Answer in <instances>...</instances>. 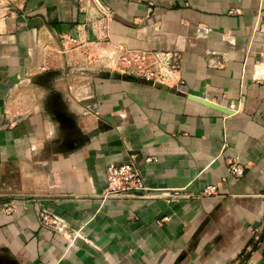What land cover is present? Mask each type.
Listing matches in <instances>:
<instances>
[{
    "label": "crops",
    "instance_id": "crops-1",
    "mask_svg": "<svg viewBox=\"0 0 264 264\" xmlns=\"http://www.w3.org/2000/svg\"><path fill=\"white\" fill-rule=\"evenodd\" d=\"M103 1L106 45L175 49L184 84L88 64L80 0L0 8V264H264V0ZM130 154L146 196L102 199Z\"/></svg>",
    "mask_w": 264,
    "mask_h": 264
},
{
    "label": "built area",
    "instance_id": "built-area-1",
    "mask_svg": "<svg viewBox=\"0 0 264 264\" xmlns=\"http://www.w3.org/2000/svg\"><path fill=\"white\" fill-rule=\"evenodd\" d=\"M80 3V11L86 15L88 21L95 28L96 39L85 41L91 52L86 55L88 64L97 65L101 71L139 78L154 85L180 90L184 80L181 76L179 51L175 49H138L120 45L112 46V54L106 53L100 46L108 42L109 22L113 18L112 9L103 0H80ZM209 31L210 29L207 27L202 29L204 34H208ZM61 39L63 45L69 43L74 46L80 40L78 37H65V35H62ZM77 59L75 56L74 61ZM49 67V62H45L40 66V69L46 71ZM135 157L134 154H130L126 161L107 165L105 170L106 186L101 194L102 199L146 196L143 192L148 188L144 184L143 173ZM243 172L241 163L229 159L226 169L227 177L239 178ZM215 190L216 186L209 185L204 188L203 193L210 194ZM140 193L141 195H138ZM159 195L172 196L168 191H162ZM173 195H178L177 191L173 192ZM41 222L53 225L60 231L63 228V225L52 219L47 211L41 213Z\"/></svg>",
    "mask_w": 264,
    "mask_h": 264
},
{
    "label": "rangeland",
    "instance_id": "rangeland-1",
    "mask_svg": "<svg viewBox=\"0 0 264 264\" xmlns=\"http://www.w3.org/2000/svg\"><path fill=\"white\" fill-rule=\"evenodd\" d=\"M15 1L16 0H0V8L11 6ZM24 88L25 87H20L17 91L20 93H25Z\"/></svg>",
    "mask_w": 264,
    "mask_h": 264
},
{
    "label": "bare ground",
    "instance_id": "bare-ground-1",
    "mask_svg": "<svg viewBox=\"0 0 264 264\" xmlns=\"http://www.w3.org/2000/svg\"><path fill=\"white\" fill-rule=\"evenodd\" d=\"M100 47H101V49L104 50V52H106V53H110V54L113 53V48H112V46H107V45L105 44V45H101Z\"/></svg>",
    "mask_w": 264,
    "mask_h": 264
},
{
    "label": "water",
    "instance_id": "water-1",
    "mask_svg": "<svg viewBox=\"0 0 264 264\" xmlns=\"http://www.w3.org/2000/svg\"><path fill=\"white\" fill-rule=\"evenodd\" d=\"M158 86H160V85H158ZM199 100H202V99H199ZM202 101H204V100H202Z\"/></svg>",
    "mask_w": 264,
    "mask_h": 264
}]
</instances>
